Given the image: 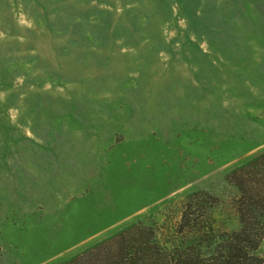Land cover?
Instances as JSON below:
<instances>
[{"label": "rangeland", "instance_id": "obj_1", "mask_svg": "<svg viewBox=\"0 0 264 264\" xmlns=\"http://www.w3.org/2000/svg\"><path fill=\"white\" fill-rule=\"evenodd\" d=\"M261 152L264 0H0V264L137 221L179 242L199 190L234 229L226 174Z\"/></svg>", "mask_w": 264, "mask_h": 264}, {"label": "trees", "instance_id": "obj_2", "mask_svg": "<svg viewBox=\"0 0 264 264\" xmlns=\"http://www.w3.org/2000/svg\"><path fill=\"white\" fill-rule=\"evenodd\" d=\"M226 179L238 193L236 228L219 231L203 223L217 197L199 190L188 195L173 228L186 239L162 240L156 225L137 221L56 264L262 263L257 248L264 237V152L230 170Z\"/></svg>", "mask_w": 264, "mask_h": 264}]
</instances>
